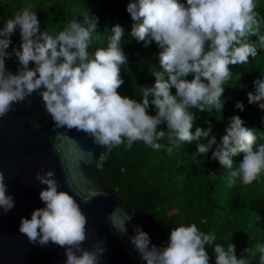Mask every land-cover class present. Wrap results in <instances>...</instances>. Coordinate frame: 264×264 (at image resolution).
Masks as SVG:
<instances>
[{
	"label": "clouds",
	"instance_id": "obj_1",
	"mask_svg": "<svg viewBox=\"0 0 264 264\" xmlns=\"http://www.w3.org/2000/svg\"><path fill=\"white\" fill-rule=\"evenodd\" d=\"M186 4L180 0H135L127 6L135 22L132 37L145 48L155 42L161 50L162 71L152 73L156 81L153 87H140L142 103L118 92L124 84L121 69L128 63L120 46L124 29L119 24L111 29L107 47L90 56L88 49L98 18L85 15L82 22L72 20L53 36L46 30L41 32L36 12L31 5L25 6L0 28V119L13 111L14 104L38 93L54 121L53 130L75 129L86 133L97 146L107 149L100 159H106L113 148L122 144L129 150L137 141L155 150L164 148L158 142L163 139L172 146L177 141L189 145L195 142L193 158L208 154L215 146L211 158L226 169L233 168V155L243 153L238 169L229 172V186L236 183V177L244 185L252 184L264 174V144L257 147L255 130L246 128L240 116H232L218 143L210 123L207 130L197 127L193 133L196 117L189 109L223 111V85L233 75L229 66L247 64L250 57L258 55L257 45L247 38L258 37L259 48L264 50L255 0H186ZM17 30L21 44L9 52L11 37ZM13 56L19 64L15 74L5 65V59ZM33 64L34 67L30 66ZM189 76L193 79H187ZM254 86L255 93L247 94L248 101L264 110V78L255 80ZM150 103L155 107V116L148 114ZM31 104L28 100L29 107ZM235 107L244 110L241 102ZM162 124H166L168 133L158 130ZM64 139L68 137L57 132L56 140ZM54 150L59 153V145L54 144ZM171 151L172 147H168V152ZM41 172L35 179L46 185L39 194L45 207L34 210L31 219H21L20 233L30 244L64 248L66 264H101L107 252L105 241L99 240L91 250L83 247L88 239V221L80 204L68 192L58 191L53 170ZM4 181V173L0 171V209L6 215L15 202L7 195ZM68 183L71 187L72 182ZM86 191L87 195L81 196L85 203L106 195L94 187ZM134 216L135 208L131 213L117 208L109 222L116 233L127 236L126 225ZM133 231L130 243L146 264H210L206 245H212L216 264H249V258L257 253L260 264H264V244L245 249L247 258H238L234 244L228 243L226 248L214 244L215 234H205L195 223L172 228L163 247L152 244L140 226Z\"/></svg>",
	"mask_w": 264,
	"mask_h": 264
},
{
	"label": "trees",
	"instance_id": "obj_2",
	"mask_svg": "<svg viewBox=\"0 0 264 264\" xmlns=\"http://www.w3.org/2000/svg\"><path fill=\"white\" fill-rule=\"evenodd\" d=\"M131 2L135 0H0L4 14L0 28L28 5L37 14L41 32L46 30L53 36L63 31L72 20L82 22L85 15H93L98 18V24L88 49L91 56L97 49L107 47L111 29L119 24L124 29L120 46L128 63L121 69L124 84L118 92L142 103L140 87H153L156 81L152 73L162 71L159 67L161 50L155 42L145 48L142 42L132 37L135 22L127 12ZM180 2L187 6L186 0ZM255 3L260 31L264 34V0H255ZM11 39L9 52L21 44L18 30ZM247 41L257 45V57H250L247 64L229 66L233 75L223 85V111L189 109L196 117L193 133L197 127L207 130L210 123L212 134L219 143L229 118L238 115L246 128L255 130L257 147L264 144V110L250 104L247 95L255 93L254 81L264 78V50L259 48L258 37L249 36ZM30 66L34 67V64ZM172 94H176L175 88ZM152 99L150 96L149 100ZM237 102L243 103V111L235 107ZM147 111L149 115H156L151 103ZM158 130L169 131L166 124L160 125ZM158 142L164 148L155 150L142 141L134 142L129 150L124 144L113 148L106 159L99 161L102 183L111 187L123 204L140 206L153 213L156 224L168 237L172 228L195 223L205 234H215L214 244L220 243L225 248L228 243L234 244L238 258H247L245 249L257 243L264 244V174L250 185H244L241 178L236 177V183L229 186V172L238 169L243 153L233 155V168L226 169L211 158L215 146L208 154L193 158L195 142L189 145L177 141L174 146L167 139ZM168 147H172L171 153ZM106 152L107 149L102 148L101 154ZM205 247L210 264H216L212 245ZM249 264H260L259 253L249 258Z\"/></svg>",
	"mask_w": 264,
	"mask_h": 264
},
{
	"label": "water",
	"instance_id": "obj_3",
	"mask_svg": "<svg viewBox=\"0 0 264 264\" xmlns=\"http://www.w3.org/2000/svg\"><path fill=\"white\" fill-rule=\"evenodd\" d=\"M3 16L0 3V25ZM5 65L14 74L18 71L19 64L13 57L6 58ZM28 100L32 101L30 107ZM53 128L54 121L38 93L14 104L13 111L0 119V171L4 173L7 195L15 202V207L6 215L0 209V264H66L64 248L30 244L19 231L22 218L31 219L34 210L45 207L39 194L46 185L35 179L37 173L43 174L42 169L55 172L58 191L73 195L87 217L88 239L83 247L91 250L99 240L105 241L107 252L101 258V264H146L129 238L135 234L133 229L140 226L148 233L152 244L166 246L169 237L156 224L155 215L140 206L123 204L118 194L102 183L98 172L102 147L97 146L89 135L75 129L54 131ZM57 132H63L68 139L56 140ZM54 144L59 145V153L54 150ZM92 187L106 195L96 196L85 203L81 196L87 195L86 190ZM117 208L126 213L135 208V216L126 225L127 236L116 233L109 222L110 215Z\"/></svg>",
	"mask_w": 264,
	"mask_h": 264
}]
</instances>
